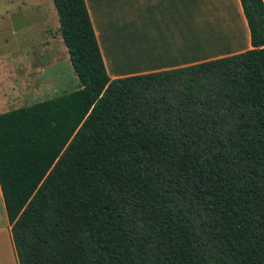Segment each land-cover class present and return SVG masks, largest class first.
<instances>
[{
	"label": "trees",
	"instance_id": "obj_1",
	"mask_svg": "<svg viewBox=\"0 0 264 264\" xmlns=\"http://www.w3.org/2000/svg\"><path fill=\"white\" fill-rule=\"evenodd\" d=\"M251 49L111 79L84 0H52L82 88L0 114L18 264H264V3Z\"/></svg>",
	"mask_w": 264,
	"mask_h": 264
},
{
	"label": "crops",
	"instance_id": "obj_2",
	"mask_svg": "<svg viewBox=\"0 0 264 264\" xmlns=\"http://www.w3.org/2000/svg\"><path fill=\"white\" fill-rule=\"evenodd\" d=\"M84 1L111 79L252 48L239 0ZM57 20L52 0H0V114L52 99L70 83L82 88ZM0 264H18L1 190Z\"/></svg>",
	"mask_w": 264,
	"mask_h": 264
},
{
	"label": "rangeland",
	"instance_id": "obj_3",
	"mask_svg": "<svg viewBox=\"0 0 264 264\" xmlns=\"http://www.w3.org/2000/svg\"><path fill=\"white\" fill-rule=\"evenodd\" d=\"M57 23H58V20H57ZM1 25H2V22L0 21V29H1ZM52 28H53V30H54V26H53ZM71 72H72V71H71ZM73 74H74V72H73ZM74 75H75V74H74ZM75 80H76L75 83H76V84H79V82H78L77 79H76V75H75ZM70 82H71V81H70ZM74 85H75L74 83H73V84L70 83V86H69L68 88H62V89H60L59 91L56 90V91L54 92V96L56 95L55 97H57V95H58V96H59V95H62L63 93H60V91H62V90H64V89H65L66 91H68V92H70V91H74V90H75ZM63 87H64V86H63ZM65 90H64V91H65ZM58 93H60V94H58Z\"/></svg>",
	"mask_w": 264,
	"mask_h": 264
}]
</instances>
